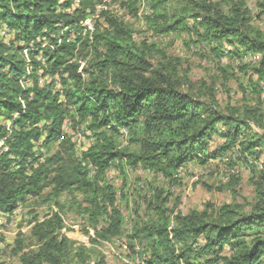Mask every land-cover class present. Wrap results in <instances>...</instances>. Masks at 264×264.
<instances>
[{
    "label": "trees",
    "instance_id": "trees-1",
    "mask_svg": "<svg viewBox=\"0 0 264 264\" xmlns=\"http://www.w3.org/2000/svg\"><path fill=\"white\" fill-rule=\"evenodd\" d=\"M74 1L79 7L69 10ZM113 1L119 3L120 11L102 10L107 25L97 23L91 38L90 32L82 35V21L95 11L97 0H0V26L7 24L15 36L11 43L0 38V116L20 113L6 141L9 152L0 153V211H13L29 197L44 194L46 188L50 191L41 197L49 203L75 188L83 194L80 208L85 204L90 220L95 225L102 220L97 235L103 240L124 232L117 190L102 177L122 159L172 179L195 160L207 164L212 157L235 152L259 156L264 150L260 132L264 99L257 104L222 105L213 93L196 92L186 85L177 64L154 62L152 55L133 49V30L121 17L127 12L137 14L136 1ZM148 2L152 10L148 20L156 32L190 34L192 43L211 48L217 56L224 55L223 45L234 47L238 57L260 54L262 59L252 67L256 78L250 84L261 96L264 29L253 21L247 0ZM255 19L264 21V0L257 2ZM72 30L78 36L69 38ZM39 37L50 45L31 50L28 67L22 43ZM80 60H87L82 72ZM40 72L58 73L63 90L53 89V81L41 85ZM28 79L32 85L23 87ZM67 118L73 126L87 121L92 131L95 144L82 156L63 130ZM124 129L132 150L117 147ZM7 131L0 125V139ZM41 137L47 156L34 166V142ZM214 137L222 142L213 145ZM15 160L21 165L18 169L13 166ZM86 161L92 162V172ZM250 204L248 210L241 204H225L215 214L174 213L164 202L153 204L157 217H149L151 225L137 223L129 238L145 244L151 253L149 264H264V189ZM63 226L56 211L43 220L36 218L29 242L20 234L13 247L21 264H89L88 249L62 233ZM227 247L230 253L225 252ZM96 264L106 262L101 257Z\"/></svg>",
    "mask_w": 264,
    "mask_h": 264
},
{
    "label": "rangeland",
    "instance_id": "rangeland-1",
    "mask_svg": "<svg viewBox=\"0 0 264 264\" xmlns=\"http://www.w3.org/2000/svg\"><path fill=\"white\" fill-rule=\"evenodd\" d=\"M135 1L137 14L127 12L121 17L133 30L135 51L152 55L154 62L171 60L179 66L180 76L186 81V85L192 86L198 93H213L222 105L257 104L264 99V82L261 83V96L250 84L251 78H256L253 76L252 67L262 59L260 54L238 57L234 55V47L223 45L224 55L217 56L211 48L192 43L193 38L190 34L156 32L148 20V15L152 12L148 0ZM247 1L252 10L253 21L264 29V21L255 19L258 0ZM76 7H79L78 1H74L69 10ZM104 9L115 14L120 11V6L113 0H97L95 11L82 21L85 30L83 36L90 32L89 37L92 38L97 23L106 27L107 23L101 16ZM87 23L93 26L92 32ZM6 28H9L7 24L0 26V38L6 43H11L15 37L14 32L9 28L11 35H5L3 31ZM76 36L78 34L72 30L69 38ZM33 41V49L30 48L28 52L26 48L29 42L22 43V54L28 67L31 66V50L43 49L40 45L37 47V43L42 41L41 37ZM41 56L42 52L36 54L38 59H41ZM79 62L85 65L87 60ZM83 75L88 78V75L84 73ZM38 76L41 85L53 81V89L63 90L58 73L44 75L40 72ZM27 83L29 82H24L25 85ZM9 118L11 119L0 116V122L2 119L10 120ZM9 122L13 124L12 120ZM87 123L78 121L73 126L69 118L63 123V130L76 145L78 156H82L84 151L95 144L92 134L90 136L88 134L90 129ZM11 125L10 128H13ZM260 132L264 133V129H260ZM129 141L128 133L123 132L117 137V147L132 150L133 146ZM220 142H222L220 138L214 137L213 145ZM86 164L92 172V162L86 161ZM102 177L117 190L116 203L121 207L125 218L124 232L121 236L108 240L98 237L97 231L101 229L103 222L100 220L95 225L89 214L83 210L85 204L80 208V204L83 203V194L80 191L75 188L63 191L56 201L49 203L41 197L50 191V188H46L44 194L29 197L26 202L19 203L12 214L6 216L0 214V264H21L19 255L13 250L17 239L23 235L25 242L28 243V235L36 218L43 220L55 211L61 215L64 223L62 233L78 245L83 244L90 252L91 258L87 259L89 264H96L101 257L106 264H149L151 253L145 248V244L139 240L132 241L129 237L137 223L140 226L151 225L149 217H157L152 210L153 204L159 205L164 202L165 208L174 210V213L200 210L215 214L221 206L236 203L248 210L259 189H264V150L259 156L243 157L241 153L235 152L224 157H212L207 164L195 160L178 170L172 179L147 168L142 163L133 164L124 158L109 167ZM173 223L172 219L171 226ZM225 252L230 253V249L227 247Z\"/></svg>",
    "mask_w": 264,
    "mask_h": 264
},
{
    "label": "built area",
    "instance_id": "built-area-1",
    "mask_svg": "<svg viewBox=\"0 0 264 264\" xmlns=\"http://www.w3.org/2000/svg\"><path fill=\"white\" fill-rule=\"evenodd\" d=\"M88 24V27H89V30L93 31V26L90 24V23H87ZM91 31V32H92ZM3 34L5 35H11V32H10V29L9 28H6L5 31H3ZM62 42V39L60 38L58 40V44H60ZM33 43L34 41H30L28 44H27V50L26 52H28V50L31 48L33 49ZM50 44L45 40L43 39L41 41V48H44L46 46H49ZM84 65H81L80 68H79V71L82 72V69H83ZM26 85L24 84L23 87H27V86H31L32 84V81L31 80H28ZM31 82V83H30ZM20 113H15L10 120L13 121L14 123V120H16V118L19 116ZM2 117V116H1ZM8 119H2V121L0 122V125L1 126H6L7 127V132L8 134L0 139V153H3V152H9V145L7 144V138L10 136L11 134V131H12V128H10V125L12 123H10ZM11 127H13V124L11 125ZM123 132L125 133H128V131L126 129L123 130ZM88 134L89 136L92 134V131L91 130H88ZM128 144V141L126 142ZM33 151L35 153V156L37 157V160L33 163L34 166H37L39 164V162H43L47 156V151H46V147H45V144H44V137H41L38 141L34 142V147H33ZM14 156L11 154V158H13ZM31 162V159H28V162L27 164L29 165V163ZM13 166L18 169L21 167L20 163L18 161H14L13 162ZM31 170V167L30 166H27V171H30ZM13 211H8V212H4V211H0V214L6 216V215H9V214H12Z\"/></svg>",
    "mask_w": 264,
    "mask_h": 264
}]
</instances>
